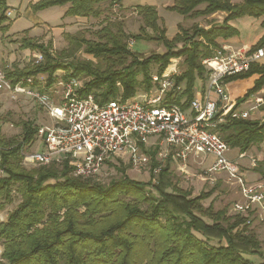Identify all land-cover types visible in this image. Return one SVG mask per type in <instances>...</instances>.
<instances>
[{"label":"trees","instance_id":"1","mask_svg":"<svg viewBox=\"0 0 264 264\" xmlns=\"http://www.w3.org/2000/svg\"><path fill=\"white\" fill-rule=\"evenodd\" d=\"M106 2L121 4L122 0H38L32 6L34 9L67 6L64 16L97 18L102 14L100 5ZM135 9L143 20L141 31L158 30L155 39L163 43L165 53L141 59L123 42L124 31L115 37L109 33L104 42L81 39L86 52L108 60L110 65L118 64L117 68L109 66L101 70L91 61L72 63L56 59L51 45L24 38L20 47L40 51L44 59L27 68L6 69V75L15 82L21 77L43 74L48 86L58 80L59 70L64 71L61 76L64 79L79 80L86 76L79 95L93 94L98 103H103L116 98L126 100L139 89L150 91L154 86L152 65L157 66L154 72L161 76L171 58L183 55L186 68L170 77L175 89L167 94V102L188 110L196 90L204 91L209 75L202 61L221 47L218 39L238 34L228 22L243 16H264V0H243L240 4L230 0H174L168 9L184 17L197 18L218 11L226 12L227 16L221 24L208 29L197 24L190 30L181 28L171 42L165 38L166 29L160 27V17L154 8L138 5ZM8 10L6 0H0L2 32L10 26ZM141 34L130 37L138 38ZM65 36L74 38L70 34ZM181 41V49H175ZM262 46L264 35L250 50ZM128 58L130 62L126 65ZM254 75L252 87L237 98V104L264 88V62H253L247 71L224 77L226 84ZM21 127V141L14 145L0 131V207L12 204L15 196L19 198L6 220L0 222V264H253L250 255H258L260 260L256 264H264L261 242L250 228L257 209L241 214H228L226 208L214 211L213 200L205 204L212 191L192 195L191 189L184 190L172 183L171 158L157 174L153 173L160 164L156 159L157 148L148 149L147 182L124 175L102 185L91 182L92 177H69L68 163L25 169L20 149L34 143L39 127L28 120ZM216 130L230 148H239L240 152L254 144H264V119L227 115ZM106 164L117 166L113 161ZM49 178L62 180L50 183Z\"/></svg>","mask_w":264,"mask_h":264},{"label":"built area","instance_id":"2","mask_svg":"<svg viewBox=\"0 0 264 264\" xmlns=\"http://www.w3.org/2000/svg\"><path fill=\"white\" fill-rule=\"evenodd\" d=\"M7 16H12L8 10ZM219 48L212 57L202 61L211 69L210 85L201 96H195L188 110L167 102V94L173 89V81L157 73L152 75L156 91L143 102L116 98L98 103L93 94L80 96L82 83L74 78L58 80L51 86L43 74L18 78L15 82L0 69V92H7L12 99L28 98L54 119L51 126H41L37 138L44 141L42 152H28L22 145L20 155L25 165L48 166L52 163H68L71 174L78 178L97 175L107 161L116 162L128 157L129 164L139 169L149 164L148 149H158L156 159L160 163L153 169L157 174L168 158L178 161L180 170L191 156L210 155L214 161L204 171L207 177L226 172L228 182L235 184L250 203L264 211V185L250 183L240 173L238 159H229V145L216 128L227 115L246 119L250 110L257 109L262 99L249 110H238L237 102L226 89L224 77L245 72L251 63L264 59V46L256 50L226 52ZM34 64L43 61L42 53H34ZM54 97H58L55 103ZM157 135L160 141L148 145V136ZM118 158V159H117ZM253 209L248 204L235 202L236 214ZM257 216H259L257 214ZM263 216L259 219L262 221ZM250 220V219H249ZM249 220H247L249 222Z\"/></svg>","mask_w":264,"mask_h":264},{"label":"rangeland","instance_id":"3","mask_svg":"<svg viewBox=\"0 0 264 264\" xmlns=\"http://www.w3.org/2000/svg\"><path fill=\"white\" fill-rule=\"evenodd\" d=\"M36 1L38 0H33L32 2L31 0H6L7 6L9 10L12 11L13 15L9 18L11 22L7 31L2 32V30H0V69L5 72L6 69H23L33 65V54L36 52L41 53L36 50L24 51L20 47L21 41L24 38L44 43L45 46L51 45L52 54L56 57V59L72 63H76L78 61H91L101 70H104L109 66L117 68L118 64L115 63L114 65H110L108 60L97 58L94 55L89 54L85 51L83 42L107 41L109 33L113 34L115 37V35L118 36L119 31H124L127 35L123 33L122 35L120 34L123 42L127 44L128 48L132 52L137 53L136 55L140 58H147L154 53H165L166 48L163 43L155 39V37H158V30L154 32L150 28H147L146 30L141 31L140 28L143 26V20L135 9L138 5L151 6L157 11L158 16L160 17L158 23L161 28L164 27L166 29L164 36L170 42L176 38L178 33H180V30H182L181 28L190 30L194 24L206 27L207 24L213 21L222 20L219 15H215L213 19H209L207 16L197 18L184 17L178 12L168 9V6L172 5L174 0H122V5H110L109 2L102 3L100 5L102 14L97 18L82 17L81 19L75 21L76 18L74 17L64 16L65 6L56 5L43 9H34L32 4ZM231 1L233 4H240L243 2V0ZM242 19H238V22ZM104 28L107 30H102ZM259 32H261V27L254 24L247 34L243 33V36L244 38L249 37V40H252V38L256 37ZM139 33H142L141 37H130V35L136 37ZM66 34L73 35L74 38L68 39L65 36ZM81 39H83V42ZM182 45V41L177 42L175 49H181ZM221 47L228 49L226 46ZM241 50L244 49L242 48ZM129 62L130 59L128 58L126 65ZM184 63L183 55L171 58L167 68L163 71L161 76L170 78L171 76L181 74L186 68ZM156 67V65H152V75L156 74ZM205 67L209 71V75L208 77L206 76L204 85H207L208 87L211 82V69L206 65ZM56 73L60 78L64 75V71L62 70H59ZM87 79L88 77L82 76L79 81L83 83ZM173 89H175V87ZM205 90L206 88H204L203 93ZM155 91V86H153L150 91H143L139 89L134 96H130L128 99L143 102L147 96V92H151L152 94ZM237 98L238 97L232 99L237 100ZM53 99L56 103L59 98L54 97ZM254 100V104H246V108H248L245 110L252 109L257 104L258 99ZM262 101L263 102H260L261 104H259L258 108L264 106V100L262 99ZM254 111H256V109L250 110V115H248L246 119H252L251 112ZM26 120L33 122V124L38 127L51 126L54 124V119L47 113L46 110L34 101L24 97H19V99L15 100L12 99L7 92H0V131L6 139L13 141L12 145L21 141V124ZM159 141L160 137L157 135H150L148 136L147 146L157 144ZM44 147V141L40 138H36L34 143L30 146L28 152H42ZM235 153H237L236 150H234L233 154ZM233 154L230 153L231 156ZM200 155L201 159L199 158L197 161H193L191 158L187 161L184 167L185 172H182V170L179 169L180 164L177 163L178 161H171V179L175 186L184 190L191 189L192 195H197L200 192L212 191L213 194L209 196L210 198L206 200L205 204L208 205L213 200L214 211L226 208L228 214H236L232 210V205L235 202L242 203L244 205L250 204L253 207H257V204L250 203L240 192H237L238 189L235 184L228 182V175L226 172L217 173L219 176L212 175L210 178L207 177L203 170H206L209 167L213 158L208 155L205 161L203 160L205 155ZM116 163L117 166L104 164L101 171L92 177L91 182L108 185L111 181L119 180L124 175L140 182H147L150 178L149 164L139 169H134L129 164L128 157L119 158ZM21 164L27 170L39 168V166L35 167L32 165H25L22 160ZM123 171H125V173ZM68 176L75 178V176L69 172ZM58 180H62V178H49L47 182L55 183ZM18 202L19 198L15 196L12 204H6L5 206L0 207V222L6 220L8 213L16 207ZM258 213L260 214L259 211ZM259 216L255 218L256 222L251 225L250 228L260 240V249L264 254V221H261ZM204 218L210 221V219L206 217ZM196 235L201 237L199 234ZM211 243L216 244V241H212ZM1 251L2 246L0 245V253ZM250 259L253 261V264H256L260 260V257L258 255H250Z\"/></svg>","mask_w":264,"mask_h":264},{"label":"crops","instance_id":"4","mask_svg":"<svg viewBox=\"0 0 264 264\" xmlns=\"http://www.w3.org/2000/svg\"><path fill=\"white\" fill-rule=\"evenodd\" d=\"M32 1L33 0H31V2ZM66 8H67V6H65L64 9L66 10ZM215 15H219L222 18V20L221 21L220 20L213 21V22L207 24V26L205 27L206 29H208L211 25L221 24L223 22L224 18L227 16V13L224 11H218V12H215L211 15H208L207 18L213 19ZM262 17L255 18V17H251V16H243V17L236 18L234 20L229 21L228 23L238 30V34L233 36V37L227 38V39L220 38L217 40V42L220 44V46L228 47V49L226 51L227 53L228 52H235L237 50H241L242 48L245 50L250 49L252 47V45L256 44L257 41L264 35V26L262 25V22L264 20V16H262ZM74 18H76L75 19V21H76V20L81 19L82 17H74ZM238 19H242V20L240 22H238ZM254 24H257V26L261 27V32H259L256 37H253L252 40H249V37L244 38L243 33L247 34ZM23 50L27 51L28 49H23ZM28 51H30V50H28ZM258 62L262 63V62H264V59H261ZM254 78H256V75L249 77V78H245V79L232 80L231 82L226 83V89H227L230 97L236 98V97L243 96L246 93V91L252 87ZM205 88H207V85L205 86ZM201 95H203V91L200 89H197L195 92V96H201ZM254 99H256V100L257 99H263L264 100V88L253 93V94H251L247 99L240 102L236 106V108L238 110H245L248 108V107L246 108V104H250V105L254 104V102H253ZM251 116H252L253 120L262 121L264 119V106H261L260 108L256 109V111H254V112H251ZM234 150H236L237 153L233 154ZM230 153H232L233 155L231 156ZM243 154L245 156L238 159V163L240 166V173L245 177V179L248 182H250V183L260 182L264 185V144L263 143L262 144H254L245 152H240L239 148H230V150L227 153V156L229 159H233V158L236 159L240 155H243ZM207 157H208V155H205L203 160L206 161ZM190 158L193 159V161H197V159H199V158L201 159V155L194 156V157L191 156ZM213 161H214V158H213ZM204 171H205V169L203 170V172ZM219 173H221V172H219ZM214 176H219V175L216 173V174H214ZM237 189H238V187H237ZM237 192H240L239 189L237 190ZM255 208H257V207L254 206L252 210H254ZM258 211L260 212V214L258 213ZM257 214L263 215V217H264V211L259 210V208L257 209ZM257 214L255 212V215H257ZM256 217H258V216H256ZM255 222H253V224Z\"/></svg>","mask_w":264,"mask_h":264}]
</instances>
